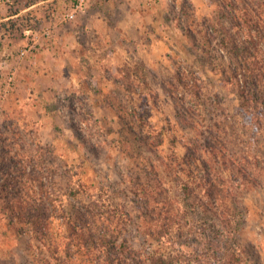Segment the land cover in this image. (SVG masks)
Returning <instances> with one entry per match:
<instances>
[{"label":"rangeland","instance_id":"obj_1","mask_svg":"<svg viewBox=\"0 0 264 264\" xmlns=\"http://www.w3.org/2000/svg\"><path fill=\"white\" fill-rule=\"evenodd\" d=\"M93 1L60 64L33 0H0V264H264V0H157L136 32L109 5L90 29Z\"/></svg>","mask_w":264,"mask_h":264},{"label":"crops","instance_id":"obj_2","mask_svg":"<svg viewBox=\"0 0 264 264\" xmlns=\"http://www.w3.org/2000/svg\"><path fill=\"white\" fill-rule=\"evenodd\" d=\"M31 1V0H30ZM56 2V8L55 11H51L48 9L51 2ZM64 1L66 0H33L34 3L23 5L20 7L19 13H25L27 11H30L36 7H38V16L41 18L42 26L41 30L44 34H56L58 33V39L59 45H61L59 50L55 52V55H57V59L60 60L59 63H61V60L63 57H66V54L68 53V57H72L73 52L75 49H77L79 43L74 39V34H76L78 25H76L74 22L63 20V14L61 13V7L64 4ZM140 3H142L141 10H138V6L135 3V0H94L92 3L93 8L89 11V25L88 27L90 29L95 30L96 32H100L103 28L108 29L106 26V21L103 20L105 15L101 11L102 8L106 5H109L110 9H116L121 10L122 12H127L124 14V16L129 20V25L126 23L119 24V27H121V31H123L126 27L129 28L131 31L136 32L138 29L137 22L140 18H144L145 20L149 18V15H145L144 8L148 6L152 9L153 6L157 4V0H138ZM144 7V8H143ZM156 7V6H155ZM19 13H14L13 17H16L19 15ZM127 20V22H128ZM150 20V19H149ZM66 21V22H65ZM105 21V22H104ZM71 22V23H69ZM97 22V23H94ZM87 23V22H86ZM87 27L84 21V29ZM95 27V28H94ZM99 27V29H98ZM7 47H4V50H7ZM51 48L48 45H45L43 48V53L41 57L44 58V61H40L41 63L44 62L45 67H53L51 64L50 66H47L46 64H50L52 62L48 63V54L51 55L50 52ZM31 58V57H29ZM46 59V63H45ZM37 60V59H36ZM35 59L33 61H29L27 66L23 67V70L20 68L18 71L17 77L20 78L19 82L21 87L24 85L31 86L34 85V82L37 80H41L40 77L36 78L38 75V71L36 70L34 63L36 61ZM38 62V60H37ZM8 59H0V77L3 79L6 77V75L11 72L8 70L11 64H8ZM41 63L39 65H41ZM23 74V75H22ZM1 79V80H2ZM23 79V81H22ZM37 79V80H36ZM51 79L49 78V82ZM24 82V83H23ZM21 87H18L17 89L20 90ZM22 90V89H21Z\"/></svg>","mask_w":264,"mask_h":264},{"label":"trees","instance_id":"obj_3","mask_svg":"<svg viewBox=\"0 0 264 264\" xmlns=\"http://www.w3.org/2000/svg\"><path fill=\"white\" fill-rule=\"evenodd\" d=\"M252 74V73H251ZM255 77L257 76L255 73L253 74ZM246 99V98H245ZM183 187L181 188V195H182V206L184 207V210L186 214H189L190 216H200L201 213H209L210 211L214 214L221 215L223 214L222 211H220L216 206H213L211 210H206L207 208L202 207L195 203L192 191L190 187L187 184H182ZM205 196L212 197L211 194L208 192H205ZM224 248V254L227 256V261H225V264H235L239 261V256L236 250H234L233 247H227V243H225ZM147 264H185V261L182 256L175 255V256H150L148 258ZM202 264V263H200ZM204 264H208L207 262H204Z\"/></svg>","mask_w":264,"mask_h":264},{"label":"built area","instance_id":"obj_4","mask_svg":"<svg viewBox=\"0 0 264 264\" xmlns=\"http://www.w3.org/2000/svg\"><path fill=\"white\" fill-rule=\"evenodd\" d=\"M88 1L89 0H74V2L69 6V8L67 9V12L64 14L63 16V20L66 21H72L73 19H75V16L77 13H83V11H85V9L87 8L88 5ZM27 50H22L20 52V55H25ZM15 72H10L6 75V77L4 78V82H5V86L8 87L10 89L13 81H14V76ZM7 90H4L3 92H0V97L3 98L6 96Z\"/></svg>","mask_w":264,"mask_h":264}]
</instances>
